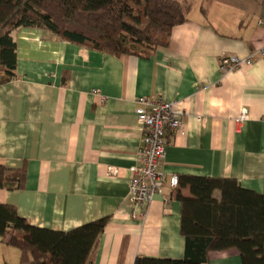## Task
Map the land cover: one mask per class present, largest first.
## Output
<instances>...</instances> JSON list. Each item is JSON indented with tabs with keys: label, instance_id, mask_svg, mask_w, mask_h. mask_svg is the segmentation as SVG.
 Segmentation results:
<instances>
[{
	"label": "crops",
	"instance_id": "crops-1",
	"mask_svg": "<svg viewBox=\"0 0 264 264\" xmlns=\"http://www.w3.org/2000/svg\"><path fill=\"white\" fill-rule=\"evenodd\" d=\"M189 1L186 21L149 59L36 28L13 32L18 68L0 85V164L25 165L27 179L22 189L0 188V203L14 205L32 225L64 232L109 217L94 264L185 255L178 194L191 196L189 185L166 187L141 214L129 201L144 133L139 96L160 95L185 111L182 131L168 133V174L235 178L264 191V0ZM252 53L253 63L220 69L223 55ZM243 107L249 119L238 125ZM13 248L0 240V264H29ZM202 264L243 262L230 248L211 251Z\"/></svg>",
	"mask_w": 264,
	"mask_h": 264
},
{
	"label": "trees",
	"instance_id": "trees-1",
	"mask_svg": "<svg viewBox=\"0 0 264 264\" xmlns=\"http://www.w3.org/2000/svg\"><path fill=\"white\" fill-rule=\"evenodd\" d=\"M189 0H0V85L17 77L13 32L28 27L115 56L151 58L184 23ZM204 10V9H203ZM205 11V10H204ZM27 168L0 164V188L25 187ZM192 195L182 203V259L137 257L134 264H202L211 251L235 248L243 264H264V191L243 188L235 178L184 175ZM220 190V199L214 191ZM102 217L69 232L32 225L11 204L0 203V240L29 264H94L109 222Z\"/></svg>",
	"mask_w": 264,
	"mask_h": 264
},
{
	"label": "built area",
	"instance_id": "built-area-1",
	"mask_svg": "<svg viewBox=\"0 0 264 264\" xmlns=\"http://www.w3.org/2000/svg\"><path fill=\"white\" fill-rule=\"evenodd\" d=\"M257 59V53L248 57L223 55L220 69L227 73L251 64ZM138 119L143 130V138L138 150L139 161L130 168L129 201L135 213H142L156 195H163L166 187L177 188L179 176L168 174L163 163L169 145L168 133L180 132L185 124V111L177 108V101H167L160 95L139 96ZM249 119L248 107L241 109L235 119L238 125ZM112 172H117L111 168Z\"/></svg>",
	"mask_w": 264,
	"mask_h": 264
},
{
	"label": "rangeland",
	"instance_id": "rangeland-1",
	"mask_svg": "<svg viewBox=\"0 0 264 264\" xmlns=\"http://www.w3.org/2000/svg\"><path fill=\"white\" fill-rule=\"evenodd\" d=\"M13 249H17V248H13ZM13 257H11V259H12Z\"/></svg>",
	"mask_w": 264,
	"mask_h": 264
}]
</instances>
